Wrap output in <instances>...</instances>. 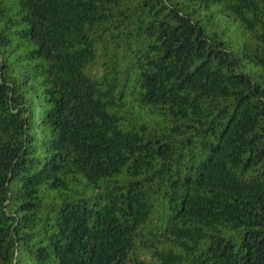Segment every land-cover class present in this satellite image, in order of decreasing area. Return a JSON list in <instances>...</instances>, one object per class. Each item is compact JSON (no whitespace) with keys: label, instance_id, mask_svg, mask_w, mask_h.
<instances>
[{"label":"trees","instance_id":"16d2710c","mask_svg":"<svg viewBox=\"0 0 264 264\" xmlns=\"http://www.w3.org/2000/svg\"><path fill=\"white\" fill-rule=\"evenodd\" d=\"M0 264H264V0H0Z\"/></svg>","mask_w":264,"mask_h":264}]
</instances>
